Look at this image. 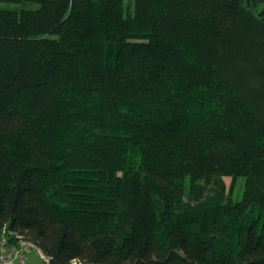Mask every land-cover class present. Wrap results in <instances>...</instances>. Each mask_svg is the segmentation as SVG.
Listing matches in <instances>:
<instances>
[{"label":"trees","instance_id":"16d2710c","mask_svg":"<svg viewBox=\"0 0 264 264\" xmlns=\"http://www.w3.org/2000/svg\"><path fill=\"white\" fill-rule=\"evenodd\" d=\"M125 1L0 0L39 5L0 9V236L48 264H264V0Z\"/></svg>","mask_w":264,"mask_h":264},{"label":"rangeland","instance_id":"374dc122","mask_svg":"<svg viewBox=\"0 0 264 264\" xmlns=\"http://www.w3.org/2000/svg\"><path fill=\"white\" fill-rule=\"evenodd\" d=\"M125 7H126V15L128 12H132L133 14L134 0H126ZM37 8H39V5L34 3H27V2L1 3L0 2V9L21 11L23 9H37ZM262 9H264V4L259 7V10ZM223 181L226 185L227 196L229 197V199L233 200V202L240 201L244 194L246 179L243 177L238 179L225 177L223 178ZM189 185H190V178L188 177L186 180V192H188ZM185 199L186 201H189L187 196ZM26 260H27V264H48L46 258H44L42 253L36 248L31 249V251L27 254Z\"/></svg>","mask_w":264,"mask_h":264},{"label":"built area","instance_id":"2783aa9c","mask_svg":"<svg viewBox=\"0 0 264 264\" xmlns=\"http://www.w3.org/2000/svg\"><path fill=\"white\" fill-rule=\"evenodd\" d=\"M10 235L5 230L0 236V264H27V254L34 246L22 236Z\"/></svg>","mask_w":264,"mask_h":264},{"label":"bare ground","instance_id":"6f19581e","mask_svg":"<svg viewBox=\"0 0 264 264\" xmlns=\"http://www.w3.org/2000/svg\"><path fill=\"white\" fill-rule=\"evenodd\" d=\"M33 249V248H32Z\"/></svg>","mask_w":264,"mask_h":264}]
</instances>
